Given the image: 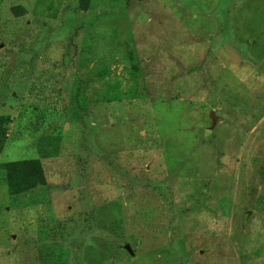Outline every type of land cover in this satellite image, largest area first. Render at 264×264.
I'll return each instance as SVG.
<instances>
[{
	"label": "rangeland",
	"instance_id": "obj_1",
	"mask_svg": "<svg viewBox=\"0 0 264 264\" xmlns=\"http://www.w3.org/2000/svg\"><path fill=\"white\" fill-rule=\"evenodd\" d=\"M0 1V264H264V0Z\"/></svg>",
	"mask_w": 264,
	"mask_h": 264
},
{
	"label": "trees",
	"instance_id": "obj_2",
	"mask_svg": "<svg viewBox=\"0 0 264 264\" xmlns=\"http://www.w3.org/2000/svg\"><path fill=\"white\" fill-rule=\"evenodd\" d=\"M89 2H90V0H79V6H77L75 11L87 10ZM0 4H1V1H0ZM13 12L16 15L21 14V16H22V15H24L25 11H24V9H22L18 6V7L13 9ZM10 31H13V32L9 33L8 31H3L5 33V38H8L9 36L15 37V36H17V34L20 35V30L10 29ZM43 40H44V43L42 42ZM47 40L48 39H46L45 37H42V41H39L37 43L38 45L43 44V49H45L44 51H47L49 49L45 45ZM14 41L15 40H12L11 43L12 44L14 43V45H16V43ZM19 45L22 48V51L26 52V49H28V48L26 47V40L22 39V35H21L20 44L17 43V46H19ZM30 49H32V53L37 57H39L41 55V52L43 50V49L42 50H36L35 47L32 45L30 46ZM2 58H3V56H0V62H1ZM45 59H46V61L43 60L39 64V68H40L38 70V73L40 74L39 85H40V83L44 85L45 83H50L51 81L56 80L58 77L57 71L61 69L60 66H57L56 64H53V63H49L47 61V60H51L50 57L46 56ZM134 69H135L136 73H139V69L135 65H134ZM78 90H81V88L79 87ZM6 120L7 119H4L3 117L0 118V136L1 137L6 136V131L2 127V124ZM47 142H49V138L47 139ZM42 153H43V157H45V158H52L54 155L56 156V154H57V153H44V152H42ZM5 169L7 171V174L9 177V182H10V190L9 191L12 193H14L17 185L20 188V190L49 189L48 185L46 183V177L44 176V170H43L42 163L40 160L11 162L5 166Z\"/></svg>",
	"mask_w": 264,
	"mask_h": 264
},
{
	"label": "water",
	"instance_id": "obj_3",
	"mask_svg": "<svg viewBox=\"0 0 264 264\" xmlns=\"http://www.w3.org/2000/svg\"><path fill=\"white\" fill-rule=\"evenodd\" d=\"M219 122V119H217L216 121V124ZM125 250L128 252V254L131 256V257H134L135 256V251L132 249V247L127 244L126 247H125Z\"/></svg>",
	"mask_w": 264,
	"mask_h": 264
}]
</instances>
